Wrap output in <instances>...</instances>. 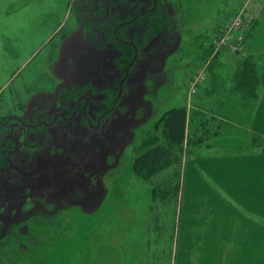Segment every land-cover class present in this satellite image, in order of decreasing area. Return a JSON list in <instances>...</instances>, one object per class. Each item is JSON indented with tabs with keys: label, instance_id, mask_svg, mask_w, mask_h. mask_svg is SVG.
<instances>
[{
	"label": "rangeland",
	"instance_id": "obj_1",
	"mask_svg": "<svg viewBox=\"0 0 264 264\" xmlns=\"http://www.w3.org/2000/svg\"><path fill=\"white\" fill-rule=\"evenodd\" d=\"M160 3L162 21L155 30L147 33L151 16L130 26L145 38L114 108L103 115L99 126L94 130L85 126L74 151L69 148L71 137L60 126L50 147L35 149V165L40 161L44 170L61 178L76 173V182L61 192L58 204L31 206L23 213L17 210L15 218H4L0 264L171 263L167 252L177 218L178 194L168 192L179 182L181 162L149 181L133 173L132 162L144 142L161 139L164 114L182 104L186 108L191 104L187 110L189 144L211 135H216L212 139L217 142L231 144V133L221 132L226 130V122L219 123L210 114L219 104L215 101L218 94L213 99L206 94L212 79L196 93H190L189 82L200 68H209L201 63L204 49L210 39H218L227 20L240 16L249 37L257 26L262 28L259 33L264 31V0ZM93 4L92 0H0V109L26 102L34 90L39 92L37 99L43 98L44 92L49 95L51 88L66 82L64 72L71 76L100 70L105 52L119 55L108 59L109 72L96 81L105 103L117 94L129 53L123 47L116 51L104 38L115 20L124 15H90ZM237 53L232 52V57ZM258 54L264 57V48ZM217 62L220 73L234 63L222 58ZM256 66L264 75V58L258 59ZM193 102L200 108L194 109ZM193 128L199 129L197 134ZM181 149L183 156L184 147ZM187 151L191 153V147ZM80 165L84 169L77 171ZM100 211L103 218H91L98 217Z\"/></svg>",
	"mask_w": 264,
	"mask_h": 264
},
{
	"label": "crops",
	"instance_id": "obj_2",
	"mask_svg": "<svg viewBox=\"0 0 264 264\" xmlns=\"http://www.w3.org/2000/svg\"><path fill=\"white\" fill-rule=\"evenodd\" d=\"M260 26L247 35L243 52L263 59L258 56L264 48ZM220 58L232 61L233 57L223 51ZM220 95L210 114L213 120L226 122L221 132L231 133V144L213 140L216 135L189 144L187 114L184 155L177 172V218L167 252L170 264H264V149L251 145L253 132L264 135V86L255 97ZM192 107L198 109L200 104L193 102ZM192 130L197 134L199 129ZM187 147L191 153H186ZM98 214L91 218H103L101 211Z\"/></svg>",
	"mask_w": 264,
	"mask_h": 264
},
{
	"label": "flooded vegetation",
	"instance_id": "obj_3",
	"mask_svg": "<svg viewBox=\"0 0 264 264\" xmlns=\"http://www.w3.org/2000/svg\"><path fill=\"white\" fill-rule=\"evenodd\" d=\"M92 1L94 4L90 7V15L95 12L106 14L122 12L120 14L124 17L118 18V22L112 26L114 40L132 47L133 55L135 50L138 55L142 44L133 40L135 36L129 25L139 17L160 7L161 0H151L148 7L142 6L140 1L137 3V1L134 2L135 0H124V3H121L122 0H119L117 5L111 8L106 6L101 8L100 0ZM152 7L153 9L149 10ZM124 8L125 10H122ZM142 11L146 12L132 22L115 29L119 23L129 20ZM113 42L109 41L108 44L120 52V46H113ZM116 54L119 55L117 52H105L101 56L98 71L87 73L79 71L71 76L68 72H64L66 82L51 88L49 95L44 92L43 98L37 99L39 92L34 90L31 92L29 104L30 99L17 104L13 109H0V224L4 222V218H15L17 210L23 213L31 206L58 204L62 201L60 200L61 192H66L67 187L76 182V173H72L74 176L66 174L61 178L54 174L56 172L44 170L46 166L42 167L40 161L35 165V149L50 147L57 138L55 132L60 126L71 137L72 144L69 148L74 151L78 142L81 141L83 128L87 126L94 130L99 126L103 115L114 104L116 95L112 96V104L107 107L96 80L109 72L106 62ZM124 74L125 69L118 85ZM41 99L51 101L45 103ZM31 163H33L32 167ZM82 169L84 165L76 166L77 171ZM63 197L67 201V196Z\"/></svg>",
	"mask_w": 264,
	"mask_h": 264
},
{
	"label": "trees",
	"instance_id": "obj_4",
	"mask_svg": "<svg viewBox=\"0 0 264 264\" xmlns=\"http://www.w3.org/2000/svg\"><path fill=\"white\" fill-rule=\"evenodd\" d=\"M104 6L107 8L115 7L117 4L114 3L112 0H102ZM137 3L140 1L142 6H149L151 4V0H135L134 2ZM101 2V0H100ZM103 6V7H104ZM102 7V3L100 5ZM114 14V13H109ZM162 11L159 9H155L153 12H148L145 15L139 17L146 18L149 20L148 17H152L150 21V25L147 28V33L149 30H155L157 26H160L162 18H161ZM128 17V16H127ZM116 18V17H115ZM136 20V21H137ZM134 21L133 24L136 22ZM118 22L115 20L113 23L114 25ZM113 25V26H114ZM130 24L129 26H131ZM113 28V27H112ZM112 28L107 30L105 34V40L114 41V36L112 34ZM221 32V31H220ZM133 36L137 38L135 42H143L145 36L141 33L135 32L133 30ZM248 35V34H247ZM246 35V37H247ZM110 37V39H109ZM134 40V39H133ZM113 42V46H120V49L123 47L127 50V55L125 56L126 60L124 61L123 65L124 68L126 64L130 61L131 57L133 56L132 47L128 45H122L120 43ZM214 48L212 46L211 41L209 42L206 49H204V54L202 57V64L209 65L208 72L211 76L212 81L211 85L212 88L207 92L208 95L214 96L216 94V103L220 102L223 95H220L221 92H232L233 94L237 95L241 98H249L255 97L261 91L262 87L264 86V75L262 72L257 74L256 72V60L258 57L256 55L250 54L249 56H233L232 61L233 67L228 72L227 75H221L216 69L220 66L217 62V58L221 57V53L212 54ZM212 55V56H211ZM122 65V66H123ZM123 68V72H124ZM124 84V83H123ZM226 85L227 87L224 89L222 85ZM220 89V90H219ZM115 94V93H114ZM110 101V102H109ZM106 102L107 107L111 106L112 99ZM186 127H187V108L185 105H181L178 107H173L169 109L161 119L160 131H161V139L156 138L152 140H147L142 144L141 151H139L133 162H132V170L133 173L144 181H149L155 174L158 172L169 168L173 165H179L181 162V155H182V145L185 141L186 137ZM251 145L253 146H262L264 147V135L258 132H253L252 134V141ZM178 172V170H177ZM179 190V182L176 184L175 188H172L169 194L176 195ZM169 191V190H168Z\"/></svg>",
	"mask_w": 264,
	"mask_h": 264
},
{
	"label": "built area",
	"instance_id": "obj_5",
	"mask_svg": "<svg viewBox=\"0 0 264 264\" xmlns=\"http://www.w3.org/2000/svg\"><path fill=\"white\" fill-rule=\"evenodd\" d=\"M245 26L243 19L238 16L228 20L219 38L214 41L215 54L220 49H226L228 52L237 53L244 50ZM208 79L207 69L200 68L198 72L192 74L190 80V93H196L199 86L203 85Z\"/></svg>",
	"mask_w": 264,
	"mask_h": 264
},
{
	"label": "water",
	"instance_id": "obj_6",
	"mask_svg": "<svg viewBox=\"0 0 264 264\" xmlns=\"http://www.w3.org/2000/svg\"><path fill=\"white\" fill-rule=\"evenodd\" d=\"M152 9H153V7H152L151 9H149V10H152ZM145 12H146V11H142V12L139 13L138 15L132 16L129 20L119 23V24L116 26L115 29H117L118 27H120V26H122V25H124V24H127V23H129V22H132V21L135 20L138 16H140L141 14H144ZM136 56H137V52H136V50H135V53H134L133 57L131 58V60L129 61V63L127 64V66H126V68H125V74H124V76L121 78V80H120V82H119V85H118V91H117V94H116V97H115V100H114V104L111 106V108H110L109 110H111L112 108H114L115 103H116L118 97H119L120 94H121V90H122L123 82H124V80L126 79L128 73H129V69H130L131 65L133 64V62L135 61Z\"/></svg>",
	"mask_w": 264,
	"mask_h": 264
}]
</instances>
